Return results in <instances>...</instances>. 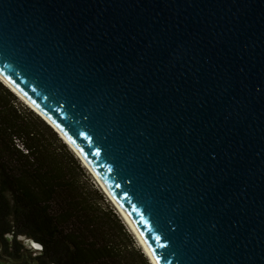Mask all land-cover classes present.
Returning a JSON list of instances; mask_svg holds the SVG:
<instances>
[{"label": "water", "instance_id": "95a60500", "mask_svg": "<svg viewBox=\"0 0 264 264\" xmlns=\"http://www.w3.org/2000/svg\"><path fill=\"white\" fill-rule=\"evenodd\" d=\"M0 75L154 264H264V0H0Z\"/></svg>", "mask_w": 264, "mask_h": 264}, {"label": "trees", "instance_id": "16d2710c", "mask_svg": "<svg viewBox=\"0 0 264 264\" xmlns=\"http://www.w3.org/2000/svg\"><path fill=\"white\" fill-rule=\"evenodd\" d=\"M19 99L0 80V258L152 264L82 161ZM20 236L40 243L38 254Z\"/></svg>", "mask_w": 264, "mask_h": 264}, {"label": "rangeland", "instance_id": "374dc122", "mask_svg": "<svg viewBox=\"0 0 264 264\" xmlns=\"http://www.w3.org/2000/svg\"><path fill=\"white\" fill-rule=\"evenodd\" d=\"M20 102H22L25 106L29 107L27 104H25L22 100L19 99ZM83 163V162H82ZM84 167L87 169L88 173L90 174V177L94 180V182L96 183V185L105 193L104 189L102 188L101 184L99 183V181H97V179L95 178V176L93 175L92 172H90V170L86 167V165L83 163ZM107 196V195H106ZM108 201L110 202V204L115 208L116 212L118 213V215L121 217V214L118 212V209L116 208L117 206H115L113 204V202L109 199V197L107 196ZM123 220V219H122ZM124 222V220H123ZM126 222V221H125ZM124 222V223H125ZM127 230L130 232V234L132 235V238L135 242V245L139 248H141V250L144 252V247H142V244L140 243L139 239L136 237V235L133 233V231L129 228V226L125 223ZM20 239L25 243V245L27 246L28 250L30 251L31 254H38L39 248H34L30 243L29 240L23 236H20ZM141 244V245H140ZM145 254V252H144ZM146 255V254H145ZM149 259V258H148ZM0 264H11V262L9 261L8 257H1L0 258Z\"/></svg>", "mask_w": 264, "mask_h": 264}, {"label": "bare ground", "instance_id": "6f19581e", "mask_svg": "<svg viewBox=\"0 0 264 264\" xmlns=\"http://www.w3.org/2000/svg\"><path fill=\"white\" fill-rule=\"evenodd\" d=\"M0 80L4 83V85H6L7 87H9L11 90H13L14 91V93H16L17 95H18V97L25 103V104H27L32 110H34L35 112H37V114H40L34 107H32L1 75H0ZM40 117H42L49 125H50V123L40 114ZM51 126V125H50ZM61 135V134H60ZM62 136V135H61ZM63 137V136H62ZM63 140H64V142L68 145L69 144V142L63 137ZM70 145V144H69ZM68 145V146H69ZM71 149H72V151L74 150L75 152H76V150L70 145L69 146ZM74 152V153H75ZM77 153V152H76ZM78 154V153H77ZM79 155V154H78ZM77 156V155H76ZM80 156V155H79ZM78 157V156H77ZM79 158V157H78ZM83 160V159H82ZM85 165H86V163L84 162V161H82ZM86 167L90 170V168L86 165ZM90 172H92L91 170H90ZM93 173V172H92ZM93 175L95 176V174L93 173ZM95 178L97 179V181H99V179L95 176ZM99 183L101 184V186H102V188L105 190V194L109 197V199L113 202V204L115 205V206H117L115 203H114V201L112 200V198L110 197V195L108 194V192L106 191V189L104 188V186L102 185V183L99 181ZM117 209H118V212L121 214V217L123 218V220H124V222L129 226V228L133 231V233L136 235V237L139 239V241H140V243L142 244V247H144L143 249H144V252H145V254L147 255V257L151 260L150 262L152 263V264H154V262H153V260H152V258L150 257V255H149V253L147 252V250H146V248H145V246L143 245V243H142V241L140 240V238L138 237V235L136 234V232L133 230V228H132V226L130 225V223H129V221L127 220V218H126V216L124 215V213H123V211L117 206L116 207ZM140 244V245H141Z\"/></svg>", "mask_w": 264, "mask_h": 264}, {"label": "clouds", "instance_id": "9594fccd", "mask_svg": "<svg viewBox=\"0 0 264 264\" xmlns=\"http://www.w3.org/2000/svg\"><path fill=\"white\" fill-rule=\"evenodd\" d=\"M10 89V88H9Z\"/></svg>", "mask_w": 264, "mask_h": 264}]
</instances>
